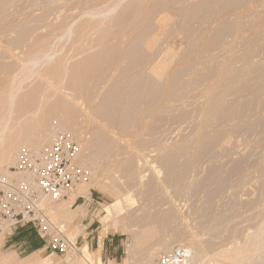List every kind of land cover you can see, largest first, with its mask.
<instances>
[{"label": "rangeland", "instance_id": "obj_1", "mask_svg": "<svg viewBox=\"0 0 264 264\" xmlns=\"http://www.w3.org/2000/svg\"><path fill=\"white\" fill-rule=\"evenodd\" d=\"M259 1L255 5L252 0H243L244 3L242 0H0V125L8 127L4 133L6 139L15 137L19 141V147L15 148L16 152H12V156L16 160L19 150L29 145L27 141L32 143L38 139L45 145L50 140L52 128L58 125L70 132L81 145L82 165L87 169L85 162H89V165L92 163V168L89 167L92 197L88 195L86 202L78 200L74 204L79 189L68 200L57 204L66 213L81 214L74 224L67 225L69 235L78 243V251L82 252L88 245L94 252L97 242L102 245L104 240H113L115 246L119 247V255L115 262L105 255V264H111V261L115 264H157L163 255L173 249L189 247L197 250L195 264H229L224 253L232 251L236 245L252 244L250 239H254V236L258 243L254 240L256 244L253 245L259 246L260 238L264 237V80L257 77L264 66V0ZM207 5L214 9L207 11ZM203 8L209 13H204ZM227 8L231 10L230 13ZM198 9H202V13ZM221 9L227 14L222 11L217 13ZM150 14L151 17L148 16ZM223 23H228L232 31L228 32ZM104 35L107 40L102 46L99 41L105 38ZM139 37L144 40H141V44L136 39ZM153 40L156 44L152 50L148 49L146 44ZM212 41H215V45ZM209 43H213L211 47ZM155 62L157 65L159 62L167 65L163 72L165 74H156ZM229 63L232 67L228 66ZM248 65L253 69L261 66L254 69L257 75L252 70L251 80L243 82L237 92L227 90L226 86L232 83L228 79V74L233 72L231 69L238 72L248 69ZM225 70L230 71L226 74ZM125 72H132L136 81H133L132 76L130 80L127 73L126 77ZM173 75L179 77L172 80ZM143 76L144 80L140 78ZM135 77H139L142 85L150 83V89L139 88L146 85H137ZM146 77L147 81L151 78L152 83L147 82ZM224 78L228 80L224 81ZM121 80L131 84V88L134 84V92L142 100L136 96L140 101L137 99L136 103H132L134 100L128 99L129 95H133L132 89H129L128 84L120 86ZM220 80L228 82L225 85ZM219 84L221 88H218ZM11 87L17 90L11 105H8L7 100H3L12 91L9 89ZM118 88L122 90V96L125 93L123 98L134 105L132 110L128 109L132 104L127 105L122 97L119 98L126 103L121 104L123 100H118L117 94L121 95ZM137 88L146 93L137 92ZM126 89L131 93L128 94ZM149 90L151 95L148 94L147 98L152 96L150 100L146 98ZM219 91L221 94L227 91L223 97L226 112L224 110L214 119L209 115V118L211 99L220 95ZM209 99L210 104L207 102ZM112 102V107L119 104L120 109H115L119 118L111 124L110 118L115 119L114 110L110 107ZM234 103L239 110L234 108ZM66 105L76 113L72 127H66L60 120ZM124 105L128 106V110ZM231 107L235 112H229ZM126 110L130 113L126 114ZM118 111H122V115ZM99 112H107V118ZM40 121L41 124L38 123ZM199 126L203 128V133L202 128L198 131ZM3 128L0 127V130ZM197 132L212 137L209 147L200 148L196 145L200 136ZM37 135L42 137L37 138ZM211 141H214L213 144ZM99 143L101 145L98 146ZM105 143L104 149L107 150L102 149ZM195 148L200 149V156L191 152L193 149V152H197ZM179 149L185 155L179 153ZM169 150L175 152L172 156L166 154L165 158L170 163L163 158L164 152ZM183 165H187V168ZM3 167L0 168V174L9 168ZM183 167L186 170L183 169L184 176ZM127 168L129 171H124ZM169 170L175 174L169 173ZM179 173L183 178L186 176L185 180L182 179L184 184L173 180ZM153 184L157 185L154 193L150 191ZM111 189L121 194L123 199L132 197L119 217L105 212V207L116 201L109 192ZM87 191L84 189L82 193ZM79 208H82V213L78 211ZM164 212L174 217L168 225L162 224L159 218ZM127 217H132L134 223L133 220L127 221ZM53 218L58 222L61 220L56 214ZM151 223L157 235L141 241V234L150 228ZM122 229H125L124 232ZM19 235L16 233L0 241V254L13 255L21 263H27L36 252L23 254L24 249L17 244ZM43 249L41 256L47 258L49 264H67L68 257H71L59 256L49 249ZM257 250L255 255L259 257L254 255L256 264L264 258V254L260 257L264 253L263 249ZM72 264L82 263L76 260ZM259 264L264 263L260 261Z\"/></svg>", "mask_w": 264, "mask_h": 264}, {"label": "built area", "instance_id": "obj_2", "mask_svg": "<svg viewBox=\"0 0 264 264\" xmlns=\"http://www.w3.org/2000/svg\"><path fill=\"white\" fill-rule=\"evenodd\" d=\"M81 150L74 136L58 125L41 149L25 146L19 150L15 164L0 174V239L30 231L53 254L67 256L78 249L50 209L91 183L92 174L80 160ZM78 200L86 202L87 198L79 195L74 204ZM190 256L187 248H177L157 264H186Z\"/></svg>", "mask_w": 264, "mask_h": 264}, {"label": "bare ground", "instance_id": "obj_3", "mask_svg": "<svg viewBox=\"0 0 264 264\" xmlns=\"http://www.w3.org/2000/svg\"><path fill=\"white\" fill-rule=\"evenodd\" d=\"M144 1V0H143ZM251 1V0H250ZM253 1V3L256 5V2H255V0H252ZM148 2V1H147ZM146 2V3H147ZM215 2V1H214ZM217 2V1H216ZM245 2V1H244ZM243 2V0H242V3H244ZM258 2L260 3V1L258 0ZM258 2H257V4H258ZM137 4H138V2H137ZM150 4V3H149ZM208 4V3H207ZM218 4V3H217ZM204 5V8H205V4H203ZM208 5H212V3L210 4H208ZM206 6L207 8L209 7V6ZM245 5V4H244ZM144 6V5H143ZM155 6V5H154ZM217 6V5H216ZM247 6V5H246ZM147 7H148V5H147ZM199 7V6H198ZM200 7H202V6H200ZM213 7H215V6H213ZM136 8H137V6H136ZM152 8H154V7H152ZM204 8H203V11H204V13H206V10H204ZM158 9V8H157ZM160 9V8H159ZM158 9V10H159ZM197 9V8H196ZM210 9V7L207 9V11ZM212 9H214V8H212ZM212 9H210V10H212ZM224 9V8H223ZM226 9V8H225ZM225 9H224V11H225ZM228 9V8H227ZM233 9V8H232ZM93 10V9H92ZM200 10H202V9H198V11L199 12H201L202 13V11H200ZM230 9H228V12L230 13V11H229ZM138 11V10H137ZM157 11V10H156ZM197 10H196V13L198 12ZM214 11V10H213ZM216 11H218V10H216ZM221 11H222V9L219 11V12H217V13H221ZM224 11H222V13L223 14H227V13H224ZM227 11V10H226ZM225 11V12H226ZM233 12H234V10H232ZM193 12H195V11H193ZM198 12V13H199ZM211 12V11H210ZM94 13V12H93ZM140 13V12H139ZM150 13H152V12H150ZM195 13V14H196ZM198 13H197V15H198ZM207 13H209V12H207ZM206 13V14H207ZM232 13V12H231ZM103 14V13H102ZM104 14H106V13H104ZM108 14V13H107ZM210 14H212V13H210ZM213 14H216V12L215 13H213ZM222 14V16H224ZM88 15V14H87ZM151 15L152 14H150V15H148L149 17H151ZM194 15V14H193ZM201 15V14H200ZM220 15V14H219ZM218 15V16H219ZM230 15V14H229ZM104 16V15H103ZM148 16H146V17H148ZM196 16V15H195ZM194 16V17H195ZM206 16H208V15H206ZM214 15H212V17H213ZM95 17H97V16H95ZM148 17V18H149ZM165 17V16H164ZM193 17V16H192ZM198 17H200L199 15H198ZM209 17H211V16H209ZM229 17V16H228ZM227 17V18H228ZM88 18V17H87ZM166 18V17H165ZM196 18V17H195ZM222 18V17H221ZM224 19H225V16H224ZM223 19V20H224ZM231 19V18H230ZM146 20H147V18H146ZM145 20V21H146ZM166 20V19H165ZM168 20V19H167ZM92 21V20H91ZM103 22H104V20H102ZM148 21V20H147ZM149 21H151V19L149 20ZM160 21H163V20H160ZM136 22V21H135ZM165 22V21H164ZM168 22V21H167ZM231 22V21H230ZM89 23V22H88ZM92 23H94V22H92ZM144 23H146V22H144ZM162 23V22H161ZM160 23V24H161ZM232 23V22H231ZM230 23V24H231ZM99 24V23H98ZM103 24V23H102ZM122 24V23H121ZM135 24V23H134ZM207 24V23H206ZM224 25H225V23H223ZM86 25V24H85ZM91 25V24H90ZM86 26H88V25H86ZM100 26H101V24H100ZM151 26V25H150ZM160 27H162L163 25H159ZM225 26H227V28L225 27ZM224 26V28H226V29H228V32H231L232 30L231 29H233L232 27L229 29L228 28V26H229V24L227 23V25H225ZM126 27V26H125ZM141 27H143V26H141ZM206 27V26H205ZM73 28V27H72ZM68 29V28H67ZM121 29V28H120ZM125 29V28H124ZM148 29V28H147ZM146 29V30H147ZM69 30V29H68ZM100 30V29H99ZM135 30H136V28H135ZM216 30V29H215ZM229 30H231V31H229ZM70 31V30H69ZM126 31V30H125ZM124 31V32H125ZM145 31V30H144ZM214 31V30H213ZM223 31L226 33L227 32V30L225 31V29H223ZM222 31V32H223ZM64 32V31H63ZM68 32V31H67ZM97 32H98V30H97ZM221 32V33H222ZM105 33V32H104ZM120 33H122V32H120ZM221 33L219 32V35L220 36H223V35H221ZM64 34V33H63ZM69 34V33H68ZM106 34V33H105ZM118 34V33H117ZM145 34V33H144ZM144 34H143V37H144ZM147 34V33H146ZM145 34V35H146ZM188 34V33H187ZM224 34V33H223ZM65 35V34H64ZM64 35H63V40H64ZM67 35V34H66ZM134 35V34H133ZM150 35V34H149ZM257 35V34H256ZM107 36V35H106ZM118 36V35H117ZM142 36V35H141ZM202 36V35H201ZM104 37H105V35H104ZM103 37V38H104ZM131 37V36H130ZM134 37V36H133ZM146 37V36H145ZM145 37H144V40H145ZM217 37V36H216ZM257 37V36H256ZM213 38V37H212ZM136 39H138V40H140V41H138V42H140V44H141V40H143V38L142 37H139V38H136ZM149 39V38H148ZM105 40H107V37H105L104 39H101L99 42H100V45L102 44V46H104L103 44L105 43ZM143 40V41H144ZM155 40V39H154ZM152 41V42H148V44H146V47L148 48V49H151L152 47H153V45L154 44H156L155 43V41ZM158 40V39H157ZM210 40H211V38H210ZM210 40H209V42H210ZM218 40H219V37H218ZM245 40V39H244ZM136 41V40H135ZM215 41H216V39H215ZM214 41V42H215ZM256 41H258V40H256ZM122 42V41H121ZM213 42V41H212ZM213 42V43H214ZM249 42H252V41H249ZM120 43V42H119ZM119 43H117V44H119ZM132 43V42H131ZM158 43V42H157ZM213 43H211V44H213ZM259 43V42H258ZM123 44H124V42H123ZM132 44H136V42L135 43H132ZM210 44V43H209ZM211 44H210V47H211ZM246 44H247V42H246ZM248 44H250V43H248ZM111 45V44H110ZM162 45H164V44H162ZM213 45H215V43L213 44ZM212 45V46H213ZM102 46H101V48H102ZM142 46V45H141ZM245 46V45H244ZM247 46V45H246ZM109 47V46H108ZM120 47V46H119ZM133 47V46H132ZM138 47V46H137ZM251 47H253V46H251ZM251 47L250 48H248V49H251ZM106 48V47H105ZM115 48H116V46H115ZM197 48V47H196ZM254 48H257L256 46H254ZM104 49V48H103ZM108 49V48H107ZM106 49V50H107ZM109 50V49H108ZM140 50V49H139ZM152 50V49H151ZM169 50H170V48H169ZM230 50V49H229ZM253 50V49H252ZM252 50H250V51H252ZM111 51V50H110ZM109 51V52H110ZM114 51V50H113ZM246 51H248L247 53H249V50H246ZM133 53H134V50L132 51ZM142 52V51H141ZM140 52V53H141ZM167 52V51H166ZM169 52V51H168ZM167 52V53H168ZM253 52V51H252ZM128 53V52H127ZM153 53V52H152ZM170 53H171V51H170ZM195 53V52H194ZM121 54V53H120ZM129 54V53H128ZM138 54V53H137ZM136 54V55H137ZM150 54V53H149ZM193 54V53H192ZM226 54V53H225ZM249 54H251V53H249ZM107 55V54H106ZM122 55V54H121ZM151 55V54H150ZM154 55V54H153ZM169 55V54H168ZM167 55V56H168ZM190 55V54H189ZM252 55V54H251ZM101 56V55H100ZM122 56H124V55H122ZM131 56H132V54H131ZM135 56V55H134ZM166 56V57H167ZM170 56V55H169ZM248 56V55H247ZM247 56H245V57H247ZM115 57V56H114ZM125 57V56H124ZM149 57V56H148ZM152 57V56H151ZM225 57V56H224ZM116 58V57H115ZM169 58V57H168ZM250 58H251V56H250ZM36 59V58H35ZM98 59V58H97ZM150 59V57L148 58V60ZM166 59V58H165ZM185 59V58H184ZM244 59H246V58H244ZM32 60V59H31ZM91 60V59H90ZM116 60V59H115ZM157 60H158V58H157ZM96 61H98V60H96ZM150 61V60H149ZM148 61V62H149ZM160 61V60H159ZM164 61V60H163ZM170 61V60H169ZM246 61H248V60H246ZM245 61V62H246ZM147 61H145L144 63H146ZM243 62H244V60H243ZM94 63V62H93ZM247 63V62H246ZM246 63L245 64H243V65H246ZM33 64H34V62H33ZM36 64V63H35ZM90 64V63H89ZM148 64V63H147ZM146 64V65H147ZM155 64V66L157 65L156 64V62L154 63ZM154 64H152V65H154ZM94 66H95V64H93ZM228 65V64H227ZM227 65H226V68H227ZM250 65V64H249ZM248 65V66H249ZM254 65V64H253ZM141 66H142V63H141ZM141 66H138V68H140ZM144 66V65H143ZM167 66V65H166ZM164 64H162V63H160L159 62V64L154 68L155 69V71H156V74L158 73H163L164 72V70H165V67H166ZM224 66V65H223ZM229 67L231 66L230 65V63H229V65H228ZM247 66V67H248ZM250 66H252V65H250ZM250 66H249V68H250ZM260 65H258V66H256L254 69H259L260 67H259ZM185 67H187V66H185ZM188 67H190L189 66V64H188ZM232 67V66H231ZM244 67H246V66H244ZM243 67V68H244ZM254 67V66H253ZM259 67V68H258ZM28 68V67H27ZM135 68H137V65H136V67ZM135 68H132V69H135ZM144 68V67H143ZM143 68H142V70H143ZM152 68V67H151ZM218 68V67H217ZM224 68V67H223ZM244 69V70H239L238 72H236L237 70L236 69H231V70H233V72H230L229 74H228V76H229V78L228 79H231L232 80V83H230V85L228 84L226 87V89L227 90H230V91H238L239 90V86L243 83V82H247V80H251V78H250V76H252L253 74L252 73H254L252 70H254L253 68H250V69ZM263 68V70H261L260 72V74H258V79H262V80H264V66H262L260 69H262ZM131 69V68H130ZM170 69V68H169ZM189 69V68H188ZM227 69H229V68H227ZM91 70V69H90ZM178 70V69H177ZM224 70V69H223ZM30 71V70H29ZM128 71V70H127ZM141 71V70H140ZM144 71V70H143ZM181 71H183V70H181ZM185 71V70H184ZM190 71V70H189ZM226 71V70H225ZM230 70H227L226 71V74H227V72H229ZM235 71V72H234ZM255 71V75H257V73H256V70H254ZM258 71V70H257ZM23 72V71H22ZM25 72V71H24ZM90 72V71H89ZM175 72H176V70H175ZM191 72V71H190ZM259 72V71H258ZM27 73V72H26ZM129 75V78H130V76H132L133 77V81H136V80H134V74L132 75V72H130V74L128 73V72H125V76L126 77H128V75ZM144 73V72H143ZM143 73L142 74H140V75H143ZM151 73V72H150ZM166 73V72H165ZM165 73H163V74H165ZM196 73V72H195ZM217 73V72H216ZM222 73V79H223V73H225L224 71L223 72H221ZM220 73V74H221ZM29 74H30V72H29ZM176 74H178L179 75V73L177 72ZM181 74V73H180ZM191 74V73H190ZM194 74V73H193ZM192 74V75H193ZM197 74V73H196ZM136 75H137V73H136ZM155 75V74H154ZM177 75V76H178ZM181 75H183V74H181ZM191 75V76H192ZM123 76L124 75H122V78L121 79H123ZM147 76V75H146ZM159 76V75H158ZM177 76H172V80H174V77H176L177 78ZM156 77V76H155ZM179 77V76H178ZM253 77V76H252ZM87 78V77H86ZM140 78H144V76L143 77H140ZM147 78L148 77H146V81H147ZM157 78V77H156ZM227 78H224V81L225 80H228ZM256 78V77H255ZM255 78H253V79H255ZM256 78V80H258ZM128 79V78H127ZM135 79H137V85L138 84H140V82H139V77L137 78V77H135ZM158 79V78H157ZM160 79H161V77H160ZM159 79V80H160ZM219 79V78H218ZM252 79V81L254 82V80ZM130 80H132L131 78H130ZM130 80H129V82H130ZM144 80V79H143ZM255 80V81H256ZM19 81V80H18ZM121 81H122V84H121ZM121 81H119V85L121 86V85H123V86H125L126 84H128L127 82H126V84L123 82V80H121ZM124 81H125V79H124ZM140 81H141V79H140ZM151 82L152 80H151V78H150V80H148L147 82ZM175 81H176V79H175ZM219 81V80H218ZM221 81V80H220ZM230 81V80H229ZM85 82V81H84ZM223 81H221V83H222ZM226 82H228V81H226ZM225 82V83H226ZM231 82V81H230ZM19 83V82H18ZM124 83V84H123ZM132 83V82H131ZM133 83H136V82H133ZM141 83H143V81H141ZM144 83H146L145 81H144ZM152 83V82H151ZM154 83H156V82H154ZM180 83V82H179ZM220 83V82H219ZM224 83V82H223ZM224 83V84H225ZM248 83V82H247ZM227 84V83H226ZM225 84V85H226ZM16 85H17V83H16ZM129 85V86H128ZM128 85H126V86H128L129 87V89H132L131 90V92H133V95H129L130 97H128V94H130V93H128V90H127V97H128V99L129 100H134L132 103H136L135 101L138 99V101H140V99L138 98V97H140L137 93H136V91L134 92V90H136V89H133V87H134V84L132 85V88H131V84H128ZM140 85H142V84H140ZM144 85H146V84H143L142 86H144ZM148 85V87H146ZM147 85L146 86H144V87H139V88H147V89H150V87H149V85L151 86V84L149 83H147ZM161 85V84H160ZM212 85V84H211ZM215 85V84H214ZM14 86V85H13ZM119 86V87H120ZM223 87H224V85H222ZM127 87V88H128ZM214 87V86H213ZM216 87V86H215ZM241 87V86H240ZM122 88H124V87H122ZM135 88H136V85H135ZM139 88H137V92H139V91H142L143 92V90H138ZM155 88V87H154ZM209 89H210V87H208ZM212 88V87H211ZM218 88H221V84H219V86H218ZM10 90L12 89V91H9V93L7 94V98L5 99V100H3V98L4 97H2V100L3 101H6V103H8V105H11V103H12V99H13V96H14V94H15V91L17 90V88H14V87H11V88H9ZM19 89V88H18ZM146 89V90H147ZM223 89V88H222ZM221 89V90H222ZM118 90H119V88H118ZM145 90V89H144ZM161 90V89H160ZM164 90V89H163ZM210 90H212V89H210ZM209 90V91H210ZM218 90V89H217ZM115 91V90H114ZM156 92L158 91V89H156L155 90ZM166 91V90H165ZM213 91V90H212ZM229 91V92H230ZM124 92H125V90H124ZM145 93H146V91H144ZM143 92V93H144ZM150 90L147 92V94H146V98H147V95L148 94H150ZM159 92V91H158ZM162 92V91H161ZM160 92V93H161ZM208 92V91H207ZM217 92V91H216ZM220 92V91H219ZM223 92V94H221V92H220V95H215L214 97H212V99H211V104L209 103L210 102V99L209 100H207V102H208V104H210V110H209V114H208V116L210 115V116H212L213 117V119H214V116H218V114H221V113H223L224 112V106H225V98H223V97H225V95H224V92H227V91H222ZM228 92V93H229ZM35 93V92H34ZM118 93H120L121 95H119V94H117L118 95V100H123V99H125V97L123 98V96H125L124 94L125 93H123V96H122V90L120 91H118ZM141 93V92H140ZM155 93V92H154ZM214 93H215V91H214ZM116 94V93H115ZM142 94V93H141ZM209 94V93H208ZM216 94H219L218 92L216 93ZM151 95V94H150ZM154 95V94H153ZM156 95H158V93L156 94ZM211 95V94H210ZM222 95H224V96H222ZM116 95H114V97H115ZM136 96H138L137 98H136ZM142 96V95H141ZM212 96H213V93H212ZM33 97V96H32ZM112 97H113V95H112ZM122 97L123 99H120V98ZM143 97H144V95H143ZM154 97V96H153ZM211 97V96H210ZM141 98V97H140ZM145 98V97H144ZM145 98V101L149 98V100L152 98V96L150 97V96H148V98L146 99ZM159 98H160V96H159ZM162 98V97H161ZM115 99H117V96H116V98ZM95 100V99H94ZM93 100V101H94ZM126 101H127V105H129V103L130 102H128V100L127 99H125ZM125 100H123V101H125ZM141 100H142V98H141ZM144 100V99H143ZM154 100V99H153ZM162 100V99H161ZM172 100V99H171ZM60 101V100H59ZM62 101V100H61ZM122 101V103L121 104H124V103H126V101L125 102H123ZM95 102V101H94ZM111 102V101H110ZM118 102V101H117ZM121 102V101H120ZM147 102V101H146ZM150 102H152V100L150 101ZM235 102H236V100H235ZM238 102V101H237ZM5 103V102H4ZM5 103V104H6ZM59 103V102H58ZM132 103H130V105L132 104ZM231 103V102H230ZM56 104V103H55ZM111 104V108L114 110V113H113V111H111L113 114H115V116L114 115H112V116H114V118L115 119H113L112 120V117L110 118L111 119V121L109 122V123H113L117 118H119V115L118 116H116L117 115V113L115 112V109L116 108H118V106H119V104H117V103H114V104H117L118 106L117 107H112V105H113V102L112 103H110ZM207 104V105H208ZM127 105H124L125 106V108H126V106ZM233 105H235V109L236 108H238V107H236V105L237 104H233ZM54 106H57V105H54ZM61 106H63V105H61ZM67 106V105H66ZM65 106V108H64V112H63V110H62V117L60 118V120H62V122H63V125H65L66 127H72L73 126V124H74V121H75V115L74 114H76V113H74L73 112V109H72V107H70V108H68V106L66 107ZM91 106H93L92 104H91ZM95 106V105H94ZM133 104L131 105V106H127L128 107V109H129V111L130 110H132L131 109V107L133 108ZM230 106H232V105H230ZM106 107H109V105L108 106H106ZM105 107V108H106ZM233 107H231V110L229 111L230 113H231V111H232V108ZM239 107H240V105H239ZM58 108V107H57ZM96 108V107H95ZM105 108H102V111H105ZM110 108V109H111ZM233 108V110H235ZM50 109V108H49ZM60 109H62V108H59V110ZM97 109H99V108H97ZM96 109V110H97ZM104 109V110H103ZM106 109H109V108H106ZM111 109V110H112ZM120 108H118V110H119ZM127 109V108H126ZM127 109V110H128ZM206 109V108H205ZM229 109V108H228ZM58 110V109H57ZM58 110V111H59ZM95 110V111H96ZM127 110H126V114H128V113H130L129 111L127 112ZM238 110H239V108H238ZM53 111V110H52ZM55 111V110H54ZM94 111V112H95ZM125 111V110H124ZM207 111V110H206ZM93 112V113H94ZM98 112V111H97ZM108 112H110V110H108ZM118 112H122V111H118ZM225 112H226V110H225ZM232 112H235V111H232ZM53 113V112H52ZM96 113V112H95ZM100 113V112H99ZM107 113V112H106ZM105 113V114H106ZM123 113V112H122ZM122 113H121V115H122ZM229 113V114H230ZM100 114H102V112L100 113ZM104 114V113H103ZM102 114V116H104ZM207 114V113H206ZM228 114V115H229ZM232 114H234V113H232ZM236 114H238L237 113V110H236ZM236 114H235V116H236ZM58 115V114H57ZM59 115H60V112H59ZM107 115V114H106ZM105 115V117L107 118V116ZM101 116V117H102ZM111 116V115H110ZM125 115L123 114V117H124ZM207 116V117H208ZM210 116H209V118H210ZM220 116H222V115H220ZM231 116V115H230ZM233 116V115H232ZM121 117V116H120ZM206 117V118H207ZM161 118H162V116H161ZM100 119V118H99ZM103 119V118H102ZM208 119V118H207ZM2 120H4V119H2ZM1 120V122H3ZM105 120V119H104ZM211 120V119H210ZM39 121V120H38ZM117 121V120H116ZM155 121V120H154ZM5 120H4V125H7V124H5ZM61 122V123H62ZM102 122V121H101ZM162 122V121H161ZM209 122V121H208ZM7 123V122H6ZM38 123H40L41 124V121L40 122H38ZM116 123V122H115ZM2 124V123H1ZM34 124H36V123H34ZM159 124V123H158ZM206 125H207V122H206ZM201 126H203V125H201ZM0 127L1 128H3L4 126H3V124H2V126L0 125ZM204 127H205V125H204ZM6 128H8L7 126H5L3 129H1L0 130V168H4L3 166H6V167H9L10 165H12L13 163H15V158L12 156V152H16V150H15V148H17V147H19V141H17V139H14V138H7L6 139V137H5V135H4V133H5V131H6ZM200 128H202V127H200L199 126V129H198V131L200 130ZM35 129V128H34ZM39 129V128H38ZM104 129V128H103ZM205 129V128H204ZM8 130V129H7ZM100 130V129H99ZM196 130V129H195ZM104 131V130H103ZM203 128H202V133H203ZM102 132V131H101ZM76 133V132H75ZM104 133V132H103ZM198 133V132H197ZM201 133V132H200ZM121 134V133H120ZM19 135V134H18ZM45 135V134H44ZM97 135V134H96ZM198 135H200L199 133H198ZM209 135V134H208ZM208 135H206V133L205 134H201L199 137L197 136V135H195L196 137H198V139H197V143H196V145L198 144L199 146H200V148H202V147H206V145H208L207 147H209V145L211 144L210 143V140L212 139V137H211V139H210V137L208 138ZM39 135H37V138H40V137H42V136H39ZM46 136V135H45ZM101 136H103V135H101ZM100 136V137H101ZM106 136V135H105ZM4 137H5V139H6V141L4 140ZM9 137V136H8ZM49 137V136H48ZM48 137H47V139H48ZM111 137V136H110ZM126 137V136H125ZM195 137V138H196ZM18 138V137H17ZM36 138V137H35ZM103 138V137H102ZM3 139V140H2ZM21 139H22V136H21ZM45 139V138H44ZM19 140V139H18ZM27 140H29V139H27ZM33 140H35V139H33ZM37 140V142H38V139H36ZM193 140V139H192ZM21 141V140H20ZM97 141V140H96ZM102 141V140H101ZM143 141V140H142ZM152 141V140H151ZM196 142V140L194 139L193 140V142ZM24 142V141H23ZM25 142H26V140H25ZM32 142L31 143V141L30 142H26V143H28L29 145H28V147H30V148H32V149H34V150H39V149H41V147H42V143L41 142ZM44 142H46V141H44ZM98 142H100V141H98ZM104 142V141H103ZM194 142V143H195ZM212 142V141H211ZM214 142V141H213ZM213 142H212V144H213ZM31 143V144H30ZM187 143V142H186ZM190 143V142H189ZM191 143H192V141H191ZM210 143V144H209ZM25 144V143H24ZM193 144V143H192ZM90 145V144H89ZM99 145H101L100 143L98 144V146ZM117 145V144H116ZM184 145H187V144H185L184 143ZM190 144H188V146H189ZM194 145V144H193ZM192 146V145H191ZM87 147V146H86ZM85 147V148H86ZM92 147V146H91ZM102 147V146H101ZM104 147H106V143H105V146H103V148L102 149H104ZM184 147H186V146H184ZM195 147V146H194ZM87 148H89V147H87ZM138 148V147H137ZM187 148V147H186ZM204 148H203V150H204ZM90 149V148H89ZM101 149V150H102ZM120 149H121V147H120ZM189 149V148H188ZM14 150V151H13ZM104 150H107V149H104ZM104 150H102V152L104 151ZM111 150V149H110ZM180 151H179V153L180 152H182L181 151V149H179ZM187 150V149H186ZM194 150V149H193ZM193 150L191 151L192 153H197L198 154V152H200V149L198 150V148H195V150H198L197 152H193ZM178 151V150H177ZM185 151V150H184ZM188 151H190V150H188ZM187 151V152H188ZM100 152V151H99ZM105 152H107V151H105ZM186 152V153H187ZM203 152V151H202ZM206 152V151H205ZM204 152V153H205ZM170 154L171 156L172 155H174L175 154V152H174V150H169V151H166V152H164V154H163V158L165 159L164 161H166V162H169V160L168 159H166L165 157H166V154ZM183 154H184V152H182ZM189 153V152H188ZM96 154V153H95ZM190 154V153H189ZM14 155V154H13ZM120 155V154H119ZM185 155V154H184ZM188 155V154H187ZM192 155V154H191ZM194 155V154H193ZM196 155V154H195ZM200 155H201V152H200ZM199 154L197 155V156H200ZM91 156V155H90ZM96 156V155H95ZM188 157H190V156H188ZM196 157V156H195ZM93 158V157H92ZM91 158V159H92ZM194 158V157H193ZM192 159V158H191ZM97 160V159H96ZM99 160V159H98ZM93 161V160H92ZM87 162V161H86ZM86 162H85V166L87 165L88 166V170L90 169V168H92V166L90 167V165L92 164H90L89 165V162H88V164H86ZM94 162V161H93ZM96 162V161H95ZM170 163V162H169ZM187 164V163H186ZM191 164V161H190V163H189V165ZM96 165V164H95ZM172 165V164H171ZM171 165L170 166H168L169 168L171 167ZM189 165H188V167H189ZM99 166V165H98ZM112 166V165H111ZM185 168H187L186 166L187 165H183ZM5 167V168H6ZM90 167V168H89ZM124 167H125V165H124ZM127 167V166H126ZM125 167V168H126ZM129 167H130V164H129ZM174 167H178L179 168V166H174ZM182 168V174H183V176H184V173L183 172H185L186 170H185V168ZM86 168V167H85ZM95 168V167H94ZM138 168V167H137ZM106 169V168H105ZM130 169L132 170V168L130 167ZM175 169V168H174ZM174 169H173V171H174ZM180 169V168H179ZM185 171H184V170ZM3 170V169H2ZM95 170V169H94ZM104 170V169H103ZM126 170V172H127V170H128V168L127 169H124V171ZM171 170H172V168H171ZM181 170V169H180ZM180 170H178L179 172H180ZM129 171V170H128ZM176 171H177V169H176ZM177 171V172H178ZM132 175L131 176H133V170H132ZM169 173H173V174H175L174 172H170V170H169ZM101 174V173H100ZM127 174H129V172L127 173ZM178 174V173H177ZM182 174H180L179 173V175H177V177H176V179H173V180H178V182H179V184H180V182L182 181V179H184L185 180V177L183 178L182 177ZM188 174H189V172H188ZM169 175V174H168ZM185 175H186V173H185ZM122 176V175H121ZM121 176H120V178H121ZM131 176L129 177V178H131ZM170 176V175H169ZM174 176V175H173ZM133 178V177H132ZM167 178V177H166ZM170 179V177L167 179V180H169ZM170 181H172V178H171V180ZM169 181V182H170ZM183 183L182 184H184V181H182ZM91 184V183H90ZM90 184L89 185H86V186H82L81 188H79L80 189V192H79V194L78 195H84L85 197H87V199H88V195H90L91 196V189L89 188V186H90ZM155 184H156V182H155ZM176 184H177V181H176ZM178 184V185H179ZM181 184V186H183ZM180 186V185H179ZM156 187H157V185H154L153 184V186L151 187V189H150V191H153V193H154V191H155V189H156ZM180 188V187H179ZM84 189H87L88 191H87V193H82V191L84 190ZM104 189V188H103ZM116 190L118 191V188H116ZM110 194L115 198V202L113 203V204H111V205H109V206H107V207H105V212L106 213H108V214H110V213H112V214H114V215H118V217H119V215L121 214V211L122 210H124L125 208H124V206H126V204L129 202V199H131V198H122V195L120 194H118L119 193V191H118V193L117 192H115V190H113V189H111L110 191ZM133 195V194H132ZM76 197V196H75ZM91 198V197H90ZM133 198H134V196H133ZM75 200H76V198H75ZM135 200V199H134ZM167 200V199H166ZM169 201H167V203H168ZM131 203V202H130ZM163 203V202H162ZM166 203V202H165ZM57 204H59V203H57ZM57 204H54V205H52L51 206V209H50V211H51V214H52V216L54 217V214H56L59 218H61V220L59 221V223H61V224H63L64 225V227L66 228V232H67V235L69 236V238L73 241V242H75V240H74V238H72L70 235H69V233H68V228H67V225H69V223L70 224H74V222L76 221V220H78L80 217L79 216H81V214L80 213H78L77 214V212L75 213L76 215H72L71 213H69V211L66 213L65 211H64V209H62L61 207H57L58 205ZM133 204V203H132ZM172 204V203H171ZM152 208V207H151ZM162 208V207H161ZM173 208V207H172ZM81 211V213H82V208H79L78 209V211ZM104 210V209H103ZM162 211V210H161ZM166 212H167V210H165ZM264 211V210H263ZM134 212V211H133ZM166 212H164L159 218H161V222H162V224H164V225H168V224H170V222H171V220L172 219H174V217L172 218V215L173 214H166ZM172 213V212H171ZM122 215V214H121ZM120 215V216H121ZM132 215V214H131ZM130 215V216H131ZM158 214H156V216H157ZM76 216V217H75ZM132 217H133V215H132ZM132 217H130V219H129V217H127L128 219H127V221L128 220H133V219H131ZM230 217V216H229ZM234 217V216H233ZM155 218V217H154ZM158 218V219H159ZM172 218V219H171ZM125 219V218H124ZM229 219V218H228ZM57 222H58V220H56ZM126 221V222H127ZM136 221V220H135ZM157 221H159V220H157ZM229 221H230V219H229ZM133 223H134V220L132 221ZM156 222V221H155ZM160 222V223H161ZM173 222V221H172ZM226 222V221H225ZM131 223V222H130ZM129 223V224H130ZM132 223V224H133ZM159 223V222H158ZM229 223V222H228ZM136 224V223H135ZM152 224L153 223H151V225H150V228H148L147 230H145L142 234H141V236L142 237H140L139 239L142 241V239H144V238H149V239H151L152 237H154V235L156 234V231H155V229H154V227L152 226ZM157 224V223H156ZM162 224H160V225H162ZM264 224V223H263ZM131 225V224H130ZM224 226V225H223ZM165 227V226H164ZM127 228V227H126ZM186 229V228H185ZM123 230H125V229H122V231ZM127 231V230H126ZM75 232V231H74ZM73 232V233H74ZM124 232V231H123ZM72 233V234H73ZM157 235V234H156ZM155 235V236H156ZM155 238V237H154ZM253 238L254 239H250V241H252V244H246V245H244V246H238L237 247V245H236V248H234L232 251H230V252H228V253H224V255L225 254H227L226 255V257L225 258H227L228 260H227V262H229V264H244V263H253V264H256V262H254V255L257 253V249H263L262 251L264 252V237H262V238H260V243H259V246H254L253 245V243L254 244H256L255 243V241L257 242V240H255V237L253 236ZM2 239H4V238H1L0 239V241H2ZM255 240V241H254ZM149 241V240H148ZM259 241V240H258ZM251 243V242H250ZM258 243V242H257ZM206 246V245H205ZM211 246V245H210ZM207 247V246H206ZM78 248V247H77ZM212 248V247H211ZM188 249V248H187ZM190 249V250H189ZM189 252L191 253V258L189 259V261L186 263V264H195L194 262L196 261V258L198 257V255L196 254V249L194 248V247H189ZM83 250V249H82ZM43 252H44V249H41V250H39V251H37L30 259H29V261L27 262V263H21L17 258H15L13 255H2V254H0V264H49V261H48V259L47 258H45V257H42L41 255L43 254ZM101 252H102V245H100V249H98V250H96V251H94V252H91V250H90V247L87 245L85 248H84V250L82 251V252H80V251H78V249L75 251V252H72V253H69V255H71V257H68V259H69V261H68V263L67 264H72V262L74 263V262H76V260H80V263H82V264H105V262L103 261V259H102V256H101ZM218 252V251H217ZM259 254H260V252H259ZM264 253H262L261 254V258H262V255H263ZM201 255V254H200ZM223 255V254H222ZM217 256H218V253H217ZM256 256H258V254L257 255H255V257ZM209 257V256H208ZM259 257V256H258ZM215 258H217V257H215ZM209 259V258H208ZM207 259V260H208ZM214 259V258H213ZM224 259V258H223ZM258 259V258H257ZM75 260V261H74ZM258 260H260V259H258ZM264 258L262 259V260H260V261H262L263 263H264ZM210 261H211V259H210ZM212 261H214V260H212ZM225 261V260H224ZM260 261L258 262V264L260 263ZM115 262V261H114ZM113 261H111V264H115ZM212 263H214V262H212ZM222 264V263H221Z\"/></svg>", "mask_w": 264, "mask_h": 264}, {"label": "crops", "instance_id": "obj_4", "mask_svg": "<svg viewBox=\"0 0 264 264\" xmlns=\"http://www.w3.org/2000/svg\"><path fill=\"white\" fill-rule=\"evenodd\" d=\"M35 241V242H39V249H37L36 251L31 253L32 250V245H31V241ZM17 244L20 245L21 248H23L24 250H26V252L31 255L41 249H43L44 247H42V244H44V241H42L35 233L30 232V231H23L18 238ZM97 250L100 249V243L97 242ZM119 247L115 246L113 240H107V241H103L102 244V252H101V256L102 259L103 257L106 255H109L113 261H116L119 255ZM28 255V256H29Z\"/></svg>", "mask_w": 264, "mask_h": 264}, {"label": "trees", "instance_id": "obj_5", "mask_svg": "<svg viewBox=\"0 0 264 264\" xmlns=\"http://www.w3.org/2000/svg\"><path fill=\"white\" fill-rule=\"evenodd\" d=\"M31 245H32V250H31V253L36 251L37 249H39V242H35V241H31ZM42 247H44V244H42Z\"/></svg>", "mask_w": 264, "mask_h": 264}]
</instances>
